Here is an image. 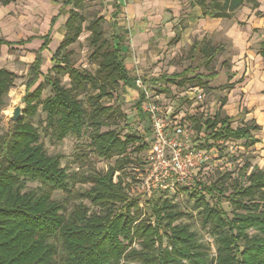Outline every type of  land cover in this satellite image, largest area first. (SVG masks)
Returning a JSON list of instances; mask_svg holds the SVG:
<instances>
[{"label":"trees","instance_id":"16d2710c","mask_svg":"<svg viewBox=\"0 0 264 264\" xmlns=\"http://www.w3.org/2000/svg\"><path fill=\"white\" fill-rule=\"evenodd\" d=\"M15 1L2 0L0 5ZM83 1L67 0L64 5L77 7ZM193 1L202 8L203 17L227 20L245 3H255V0ZM77 20V13L71 11L64 24L65 37L51 60L54 75L40 74L43 64L40 54L49 43L48 36L44 37L27 73L21 100L24 104L22 116L0 136V264H56V249L48 243L55 236L59 237L65 255L61 264H264V169L252 165L249 158L235 177L226 176V184L199 185L202 192L195 195L202 224L209 228L216 247L211 262L193 233L185 226L173 225L183 214L168 201L151 204L152 221L141 219L140 203L125 191L122 176L125 165L132 163L128 149L133 147L135 153H140L147 150V146L130 134L121 137L113 130L101 132V128L111 125L116 114L111 107L100 105L101 100L109 98L119 85L135 87L122 58L124 38L111 36L112 43L108 44L99 31L101 20L89 24L86 31L90 33L93 49L91 58L97 63L95 75L90 76L68 64L67 47L77 41L82 30ZM54 22L51 21V26ZM1 45L14 44L0 39ZM260 46L259 56L264 58V41ZM221 50V46L208 49L206 60L210 61ZM192 72L186 69L172 75L168 83L185 87L197 82L196 85H202L205 90L207 83L202 80L211 81L217 77L216 74L192 75ZM65 76L74 89L82 90L90 85L96 91L87 99L89 112L76 95L61 84L60 77ZM39 79L42 83L31 91ZM15 80V74L0 68V122L4 97ZM45 87L50 89L51 95L42 99ZM141 99L139 94L135 104L138 110ZM225 102L221 100L213 117L202 121L192 117L189 121L197 135L202 134L206 143H212L204 146L207 149L218 143L243 142L247 151L259 143L255 133L260 127L250 122L232 128V119L221 111ZM38 109L45 115V129L50 130L52 141L61 142L68 136L80 138L84 130L89 129V147L95 157L105 161L115 159L114 165L105 172L78 179L81 186H88L87 190L70 189L69 176L60 166V156H48L39 141L37 128L25 121L33 118ZM127 178L135 181L133 175ZM24 182L39 183L49 190L38 194L24 192ZM52 191H60L74 201L86 202L96 211L89 212L86 205L78 204L66 216L62 206L51 199ZM202 193L216 203L228 193L226 200L233 208L232 217L211 207ZM147 206L149 203L144 207Z\"/></svg>","mask_w":264,"mask_h":264},{"label":"rangeland","instance_id":"374dc122","mask_svg":"<svg viewBox=\"0 0 264 264\" xmlns=\"http://www.w3.org/2000/svg\"><path fill=\"white\" fill-rule=\"evenodd\" d=\"M2 0H0L1 2ZM64 0H17L4 8V14L0 16V37L9 42H18L26 40L29 37H40L46 34L50 20L57 17V22L54 26L53 34L50 36L51 41L57 39L58 46L65 37L64 23L69 17L71 11L78 15L77 23L81 25V34L77 41L67 47L69 50L68 64L73 68L84 72L90 76H94L97 70L96 60L92 59L93 49L90 44V33L86 31L89 24L96 20H101L99 31L102 34V39L111 44V36L123 35L127 37L125 42V51L122 53V58L125 68L128 70L132 79L140 76L142 80L149 86L153 96L164 94L167 98V105L173 106L175 113H181V108L188 109L187 114H193L194 118L204 120L205 115L211 116L215 114L223 96L228 93V84H226V76L230 74L236 57L242 55V59L251 61L253 68L264 76V59L259 58L261 50L260 42L263 40L260 36L256 37V31L252 38H244L241 48L235 47L233 40L227 39L225 29H215L212 33H205L199 29L197 23H190V16L193 0H178L179 10H172L175 17H170V7H165L163 0H117V4L121 8L120 15L117 18H112L114 12L113 0H84L80 6L61 7ZM220 1V0H217ZM141 5L143 13L141 16L126 15L129 3ZM151 4V5H150ZM148 5V6H147ZM1 7V5H0ZM244 8L235 12L229 20H223L226 25H237L240 32L245 31V25L240 22L244 21L243 15L246 10H251V15H254L257 20L263 19L264 22V0H256L255 3H245ZM256 8V9H255ZM255 9V10H254ZM125 10V11H124ZM143 34L141 45L132 46L131 39L135 33ZM123 37V38H124ZM200 43L199 50L192 52V45ZM52 43V42H51ZM8 48L6 54L0 53V68L12 72L16 75L13 88L9 90L4 97V107L1 111L0 136L10 127L12 122L10 117L14 108L19 107L21 113L24 109V104L21 100L24 95V85L27 80V71L32 63V55L34 49L28 47ZM222 46L221 52L210 61L205 60V52L209 48ZM56 48L53 44L48 47L42 56L44 63L40 68V74H52L54 63L51 61ZM127 49V50H126ZM239 51V52H238ZM242 51V52H241ZM239 53V54H238ZM34 56V55H33ZM190 68L193 74L207 76L216 74V81L209 88L205 89L206 99H213L214 105L209 107L207 101L203 103V113H200L201 107H190V103L182 101L179 97L178 90L172 92L165 87V83L159 80L160 76H169L172 73H180L181 71ZM61 84L70 89L80 100L89 112V104L87 99L89 96L96 94L90 85L80 90L69 82L68 78L60 77ZM42 83L39 79L37 84L31 89L33 91ZM202 83H209L207 80H202ZM187 85L186 87H195ZM218 88H217V87ZM198 87H202L199 85ZM204 88V87H202ZM119 85L109 98H104L99 103L104 107H111L116 114L110 121L111 125L101 128V132L113 130L121 137L126 134L135 136L140 140L141 144H145L150 140V128L147 119L142 112L137 109L139 91L136 87L133 90ZM51 95L48 87H45L41 93V98L45 99ZM239 97L235 101L236 105L232 106L229 103V108L222 111L224 116H232L231 127L236 128L244 124L246 121V112L244 106L246 104V94L238 92L235 94ZM258 107V106H257ZM264 113V110H260ZM37 128L40 135V143L43 146L45 153L48 156L59 155L60 166L66 170L68 174V184L73 191L83 192L88 189V186H81L77 181L79 178L103 173L108 167L114 165L115 159L111 161L101 160L95 157L89 147L88 134L89 129H85L80 138L71 136L66 137L61 142H55L50 139V130L45 129V115L38 109L36 115L25 120ZM191 122V121H190ZM254 123V122H252ZM191 124V140L186 145L191 151H207L208 160L199 165L198 169L192 175V185L182 189H177L174 192L160 196L153 195L149 197L140 196L137 191V186L134 185L131 179L126 176L138 175L133 169L136 164H140L146 157V150L140 153H135L134 148L128 149V156L132 163L125 165L124 176L122 180L126 185L125 191L132 196V199H137L140 206L143 207L141 219H150L151 204L161 200L168 201L174 206L177 212L183 214V218L176 221L173 225L185 226L187 230L194 234L196 241L203 246L204 250L209 255V262L215 257V243L210 234L209 228L202 224L201 209L195 202V195L201 193L199 185L208 187L212 184H226L228 177H235L237 171L242 167L246 158H249L252 164L251 155H248L249 150H245L243 142H227L224 144H215L213 148L207 149L204 146L212 144L210 141L205 142L203 135H197L193 124ZM255 124V123H254ZM261 131V130H260ZM256 132L255 137L262 139V131ZM258 157V156H257ZM132 164V165H131ZM229 175L228 177H226ZM116 180V179H115ZM49 188L39 183L24 182V192H35L36 194L42 191H48ZM203 194V193H202ZM225 197H221L219 203L215 200H210L207 195H204L205 201L213 208L220 209L231 218L233 208L229 205ZM51 199L62 206L64 213L68 216L74 209L75 205L84 204L88 207L89 212H95L86 202L74 201L69 197H65L60 191H52ZM146 203L149 206L144 207ZM251 232H249V235ZM165 242V239H164ZM48 243L54 246L57 252L55 263L61 264L64 259V252L60 246L58 236L52 237ZM127 264V263H126ZM129 264V263H128ZM135 264V263H132Z\"/></svg>","mask_w":264,"mask_h":264},{"label":"crops","instance_id":"0c3cea01","mask_svg":"<svg viewBox=\"0 0 264 264\" xmlns=\"http://www.w3.org/2000/svg\"><path fill=\"white\" fill-rule=\"evenodd\" d=\"M66 1L67 0L62 1L61 7L72 6V5L65 6L64 2H66ZM117 3H118L117 0H113V5H112V6H114V12L112 13L113 19L117 18L120 15L121 8L119 7V4H117ZM163 3L165 5V7H170V8H168V9H171L172 15H170V17H172V18L175 17L176 15L173 14L172 10H177V11L179 10V5H178L179 1L178 0H163ZM10 4H12V3H10ZM7 6H9V5L0 7V16H2L4 14V8H6ZM243 6L240 9L244 8ZM192 8H193L192 12H191V14H189L190 23L195 24V22H196L198 28L204 30V34L205 33H212L215 29L226 28L225 33H226L227 39L233 40L232 41L233 44L238 49L241 48V44L243 43L244 38H247V37L252 38L253 37V35L255 34L254 31H256L255 36L256 37L260 36L263 39L261 42L264 41V22H263V19L257 20L254 15H251L252 14L251 10H246V12H244L245 13L243 15L244 21L240 22V23L245 25V31L240 32V31H238L236 24L234 26H231V25L229 26V25H226L224 22H222L223 20H227V19H210L208 17H203L202 16L203 11H202L201 7L194 4V6ZM142 13H143V8L141 7V5H135L131 2L129 3V5L127 7L126 15H132V16L138 17V16H141ZM114 14H116V15L114 16ZM57 17L58 16H55L50 20L49 27H48V30H47L45 35L37 37V38L29 37L26 40H21L18 42H10V43L14 44L10 47L5 46V45H1L0 46V53L4 55L7 53L8 48L12 49L13 47H22V46L30 45L28 47H31L30 49L35 50V52L33 53L34 56L32 55V57H33L32 63H33L35 58H36L37 52L40 50V48L43 45L44 37L48 36L49 43H48L46 49L44 51H42L40 54L42 59H43V63H44V58H43L42 54L48 50V47L51 44H53V48L59 47L58 46V40L55 39V40L51 41V38H50V36L53 34V31H54L53 29H54V26L57 22ZM52 20H55V22L51 26ZM64 29H65V27H64ZM65 34H66V32H65ZM116 36H119V35H116ZM121 37H124V36L121 35ZM142 37H143V34L140 33L139 31L137 33H135L132 37H130V39L132 40L131 41L132 46L141 45L142 44L141 41H143ZM0 39H3V38L0 37ZM126 41H127V37H124V45H125ZM7 42H9V41H7ZM261 42H260V44H261ZM19 43H22V44L19 45ZM124 45H123V51H125ZM198 46H200V43H198V42H196V44H193L192 48L195 47V49L191 48L193 50L192 52H196V50H199ZM216 47H218V46H216ZM259 58H261V57L259 56ZM241 59H242V55H239L236 57V60L234 61V65L232 66L230 74H228L226 76V78H227L226 84H228V90L229 91L227 94H225L223 96L224 97L223 99H225L226 102H225V105L222 107L221 111H224L226 108H229V106H228L229 103L232 106L236 105L235 101H238L236 99L239 98L235 95L236 93L243 92L246 94V104L244 106V110L247 113L246 114V121L248 120V122H254L257 126H259L260 130L262 131V136H263L262 139L257 138L259 143L256 144L255 146H253L252 148H250L251 150L247 153H248V155H251L253 158H255L254 161L252 160V165L257 166L259 169H264V113H261V111H260V110H262V111L264 110V76H262L260 74V72L256 71L255 68H253L251 61H248L247 59H244V61H243ZM261 59H264V58H261ZM205 60H206V58H205ZM187 69H190V68H187ZM28 70H29V68H28ZM185 70H183V71H185ZM183 71H181L180 73H172L169 76H163L162 75V76H160L159 80H161L165 83L164 84L165 87L170 86V87H168V89L171 90L172 92H175L178 90L180 99L182 101H185L186 103L187 102L190 103L191 108H194L196 106L201 107V109L199 111L202 114L203 110H204L203 103L205 101H207V103L209 104V107H212L214 105V103L216 102V101L213 102V99H212L213 96L209 100L206 99L205 91L201 87H198V86L186 87L187 86L186 85L185 87H178L175 84L168 83L170 76L175 75V74H181ZM27 73H28V71H27ZM192 75H194L193 72H192ZM189 77H191V75ZM215 81H216L215 79L208 81L209 82L207 84L208 87L209 88L214 87L211 85ZM211 82H213V83H211ZM24 88H25V85H24ZM131 91L136 92L133 89ZM24 93H25V89H24ZM159 98L161 99L162 104L165 107L169 116H172V118H177L178 120L185 121L188 124V126L191 128V124H190L189 120L194 116H193V114H187L188 113L187 108L186 109L181 108V110H180L181 113L176 114L173 106L167 105L168 101H167V98L165 97L164 94H159ZM220 103H221V101H220ZM220 103L218 105L217 111L220 108ZM214 115L215 114H212L211 116L205 115L204 118H211ZM144 117L146 118L145 115H144ZM227 117L231 118L232 116H227ZM150 140H151V137H150ZM150 140L147 143H145L147 148H148V144L150 143Z\"/></svg>","mask_w":264,"mask_h":264},{"label":"built area","instance_id":"2783aa9c","mask_svg":"<svg viewBox=\"0 0 264 264\" xmlns=\"http://www.w3.org/2000/svg\"><path fill=\"white\" fill-rule=\"evenodd\" d=\"M134 83L142 96L140 111L147 118L151 137L145 159L133 169L138 173L132 181L138 194L153 197L191 186L194 171L208 160L207 151L195 153L186 148L192 136L188 124L169 116L159 96H153L140 76Z\"/></svg>","mask_w":264,"mask_h":264},{"label":"water","instance_id":"95a60500","mask_svg":"<svg viewBox=\"0 0 264 264\" xmlns=\"http://www.w3.org/2000/svg\"><path fill=\"white\" fill-rule=\"evenodd\" d=\"M21 116H22L21 109L19 107H16L12 111V114H11V117H10V121L11 122H16Z\"/></svg>","mask_w":264,"mask_h":264}]
</instances>
